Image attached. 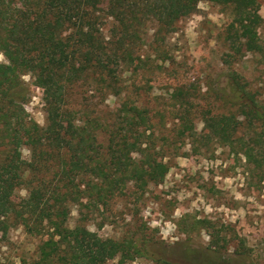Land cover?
Returning a JSON list of instances; mask_svg holds the SVG:
<instances>
[{
	"label": "trees",
	"instance_id": "trees-1",
	"mask_svg": "<svg viewBox=\"0 0 264 264\" xmlns=\"http://www.w3.org/2000/svg\"><path fill=\"white\" fill-rule=\"evenodd\" d=\"M259 1L0 0V54L6 60L0 63V233L21 225L30 235L46 236L34 264H109L117 257L114 264H125L137 257L131 239H102L84 226L69 228L70 206L93 211L120 195L126 182L140 193L160 184L169 170L165 149L184 143L197 117L203 130L193 145L226 147L264 179V103L237 72L228 74L232 95L218 96L228 105L222 112L200 106L199 96L184 88L169 95L170 110L153 113L122 97V75L139 69L141 58L166 55L161 46L201 2L229 9L231 26L249 49L260 51ZM24 74L42 90L43 126L25 120ZM78 86L101 98H119V105L100 114L88 106L74 109L68 98ZM167 117L173 122L170 142L160 132ZM23 146L30 152L27 163ZM26 172V203L16 208L4 198ZM178 256L194 264L182 248Z\"/></svg>",
	"mask_w": 264,
	"mask_h": 264
},
{
	"label": "rangeland",
	"instance_id": "rangeland-1",
	"mask_svg": "<svg viewBox=\"0 0 264 264\" xmlns=\"http://www.w3.org/2000/svg\"><path fill=\"white\" fill-rule=\"evenodd\" d=\"M258 14L262 20L257 29L260 51L249 49L240 30L231 26L229 9L199 3L196 12L180 21L161 46L166 55L141 58L144 63L139 69L122 75V97L153 113L170 110L169 95L175 88H184L199 96L200 106L222 112L228 105L218 96L232 95L228 74L235 71L264 103V0L259 1ZM0 63H6L2 54ZM21 80L26 90L25 120L43 126L42 90L28 74ZM68 102L74 109L88 106L98 113L114 110L120 100L101 98L78 86L70 91ZM172 128L167 117L160 132L169 142ZM202 130L197 117L190 137L177 142L175 149H165L162 160L169 170L160 184H149L140 193L132 182H126L120 195L93 211L72 204L67 226H84L102 239H131L140 254L125 264H187L178 256L181 248L193 257L194 264H264L262 171L216 143L193 145V137ZM157 136L160 140L161 135ZM132 157L139 158L136 153ZM22 160L30 161L26 146ZM25 180H29L28 172L20 184L9 188L5 202L24 207ZM81 213L87 216L84 220ZM45 238L28 234L21 225H11L7 233H0V264H34L36 248ZM166 248L168 256L162 253Z\"/></svg>",
	"mask_w": 264,
	"mask_h": 264
}]
</instances>
